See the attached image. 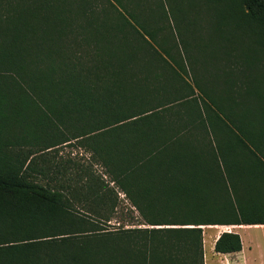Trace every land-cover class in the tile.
I'll list each match as a JSON object with an SVG mask.
<instances>
[{"label":"trees","instance_id":"obj_1","mask_svg":"<svg viewBox=\"0 0 264 264\" xmlns=\"http://www.w3.org/2000/svg\"><path fill=\"white\" fill-rule=\"evenodd\" d=\"M202 16L243 37L220 84L189 54ZM243 225H264V0H0V264H205L203 227Z\"/></svg>","mask_w":264,"mask_h":264},{"label":"rangeland","instance_id":"obj_2","mask_svg":"<svg viewBox=\"0 0 264 264\" xmlns=\"http://www.w3.org/2000/svg\"><path fill=\"white\" fill-rule=\"evenodd\" d=\"M210 17L211 16L206 18L202 16V20L190 19L195 20L197 23H194V25H192L194 43L191 45L192 47L189 50V54L194 63L200 64L203 73H206V77L209 80L215 81L220 84L224 79L227 78L226 69L229 67V65H231L233 62L236 63L237 61L241 63V42L243 37L239 34L236 36H232L231 38H227L226 33H221L217 30L215 24L216 20L209 19ZM197 18H199V16ZM201 25L207 27L199 29ZM180 26H182V31L184 33L185 30L182 24V20L180 21ZM241 69H243V67H241ZM240 71V69H236L237 75L235 74L233 76L234 79L238 78L240 80ZM61 158L65 161L75 160L77 162H89L91 160V155L83 149L72 144L62 146L59 149L58 159ZM95 168L98 170L99 173H104V170L100 166H96ZM117 191L119 195L120 207L122 208L120 211H122L123 209L125 210L124 221L120 219V224H137L138 220H132L129 215H127V207L130 206V202L127 200L126 195L119 189H117ZM134 216L136 217V219L139 218V214L137 212L134 213ZM117 222V220H114L111 224V227L120 226V224ZM206 229L208 228H203V230ZM236 230L238 229H233V231ZM250 232L253 234V236H250L252 249L251 252H249V264H264V236H261V234H257L258 232L256 231Z\"/></svg>","mask_w":264,"mask_h":264},{"label":"crops","instance_id":"obj_3","mask_svg":"<svg viewBox=\"0 0 264 264\" xmlns=\"http://www.w3.org/2000/svg\"><path fill=\"white\" fill-rule=\"evenodd\" d=\"M208 229L203 232V249L205 264H249V252H251L250 231L264 236V225L255 226H204ZM203 227V228H204ZM233 229H238L233 231ZM225 232H234L240 235L243 249L239 253L220 254L215 251V245L220 236Z\"/></svg>","mask_w":264,"mask_h":264}]
</instances>
